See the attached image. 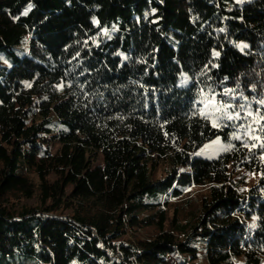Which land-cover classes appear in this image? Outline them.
Wrapping results in <instances>:
<instances>
[{
  "label": "trees",
  "instance_id": "obj_1",
  "mask_svg": "<svg viewBox=\"0 0 264 264\" xmlns=\"http://www.w3.org/2000/svg\"><path fill=\"white\" fill-rule=\"evenodd\" d=\"M210 97L257 123L211 127ZM262 100L264 0H0V264H264Z\"/></svg>",
  "mask_w": 264,
  "mask_h": 264
},
{
  "label": "rangeland",
  "instance_id": "obj_2",
  "mask_svg": "<svg viewBox=\"0 0 264 264\" xmlns=\"http://www.w3.org/2000/svg\"><path fill=\"white\" fill-rule=\"evenodd\" d=\"M177 83L179 87L185 86L188 83V79L185 73L180 75ZM209 99H211L214 103H216L217 107L223 108V105L220 104L219 101L215 97H210ZM208 100H206V102ZM211 111H212V108L206 106V103H205L204 112L208 113ZM212 119H215V117L213 116ZM217 138H219V144L218 145L213 144V141H215ZM217 138H214V139H211L205 142L203 145H201L198 149L194 151L193 155L204 157V158L217 157L222 151L225 150V147H226L223 143L222 138L221 137H217ZM206 145H208L209 147L206 148L205 147ZM167 165L168 164L164 162V163H160L156 167L154 171L155 179L161 178L166 175L167 168H168ZM234 177L237 180L244 179L245 182L242 185H244L246 190L254 186L259 179L258 174L248 172L245 169L238 171ZM51 178L53 179L54 176H52ZM208 189H209L208 185L196 186L191 190V192L187 193L180 200H172L166 208L167 216H168L166 227L167 228L171 227L170 222L175 214L178 215L179 221L181 223H184L188 219H191V217L193 216V213L198 211V209L200 208L202 198L208 195L209 193ZM20 203H25L27 205H37V200L35 198L22 199ZM150 232L151 233L155 232L154 228H152ZM148 234L149 232H145V235H148ZM197 245H199V248H200V255H199L200 256L199 260H201L200 264H206V258H205L206 251L201 244H197Z\"/></svg>",
  "mask_w": 264,
  "mask_h": 264
},
{
  "label": "snow or ice",
  "instance_id": "obj_3",
  "mask_svg": "<svg viewBox=\"0 0 264 264\" xmlns=\"http://www.w3.org/2000/svg\"><path fill=\"white\" fill-rule=\"evenodd\" d=\"M220 104L223 105V108L217 107L216 103H214L211 99H209L206 102V106L211 107L212 111L205 113L204 119L205 120H210L211 127L217 128H227V127H234V128H240V127H246V129L251 130L252 124L257 123L255 119L252 120V124L244 125V124H237L234 123L235 121H240V120H245L248 119L249 117H253L254 113L250 110L246 111V115L242 116L240 111H234V109L237 107L235 104H232L227 101H219ZM262 105H264V100L260 101ZM240 109H245V105L241 104L239 105ZM232 109L233 111H230ZM256 116H259V109H257V112L255 113ZM215 117V119H212V117ZM262 120H264V117H260ZM232 122V123H229ZM259 131L264 132V125H262L259 128ZM232 139L234 140H240L241 136L237 135L235 132L232 133L231 136ZM251 139L253 141L260 140L261 138L253 132L251 135ZM213 144L218 145L219 144V138H217L215 141H213ZM242 146L245 148H261L264 149V143H261L259 146H257L255 143H253L251 146H249L247 143H242ZM206 148L209 147L208 145L205 146ZM227 150V149H225ZM262 158H264V154H262ZM255 225H253L254 227Z\"/></svg>",
  "mask_w": 264,
  "mask_h": 264
}]
</instances>
